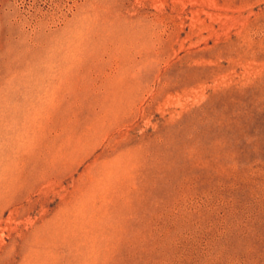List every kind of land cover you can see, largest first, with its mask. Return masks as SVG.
Wrapping results in <instances>:
<instances>
[{
    "label": "rangeland",
    "instance_id": "obj_1",
    "mask_svg": "<svg viewBox=\"0 0 264 264\" xmlns=\"http://www.w3.org/2000/svg\"><path fill=\"white\" fill-rule=\"evenodd\" d=\"M0 264H264V0H0Z\"/></svg>",
    "mask_w": 264,
    "mask_h": 264
}]
</instances>
